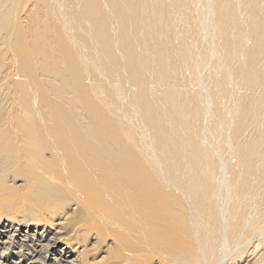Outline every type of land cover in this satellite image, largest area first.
Instances as JSON below:
<instances>
[{
	"label": "bare ground",
	"instance_id": "6f19581e",
	"mask_svg": "<svg viewBox=\"0 0 264 264\" xmlns=\"http://www.w3.org/2000/svg\"><path fill=\"white\" fill-rule=\"evenodd\" d=\"M0 264H264V0H0Z\"/></svg>",
	"mask_w": 264,
	"mask_h": 264
},
{
	"label": "rangeland",
	"instance_id": "374dc122",
	"mask_svg": "<svg viewBox=\"0 0 264 264\" xmlns=\"http://www.w3.org/2000/svg\"><path fill=\"white\" fill-rule=\"evenodd\" d=\"M218 58V57H217ZM202 72H203V75H205L206 73H207V70L205 69V70H202ZM100 78L102 79V80H105V83L106 84H108V80H106V78L105 77H103L102 75H100ZM91 84V82L89 83V85ZM90 87H93V85H90ZM232 87L234 88L235 87V85L233 86L232 85ZM235 89V88H234ZM234 95V94H233ZM221 101V103L223 102V106L225 105L224 103L226 102L227 103V100H222V99H220ZM229 101H231V100H229ZM213 128V127H212ZM211 127H208V129L206 130L207 132H206V135H208L207 137H209V139H211V140H208V141H210L211 142V145H212V147L213 146H215L214 144H216V140H217V136H215V135H217L218 134V132L216 133V131L218 130L219 131V128L218 129H216L215 128V133H214V131H213V129H212ZM210 131V134H209V131ZM213 131V132H212ZM214 137V138H213ZM216 139V140H215ZM213 141H214V143H213ZM210 145V146H211ZM225 150L227 151L226 153H228V156H226L227 154L225 153ZM223 153H225V154H223V156H226L227 158L225 159L224 157L223 158H221L220 159V162H224V161H222V159H224L225 160V162L226 163H231L230 162V160L231 161H233V162H235V160L234 159H232V158H234L233 156L231 157V155H230V151L228 150V148L227 149H224V151H223ZM227 159H228V161H227ZM232 162V163H233Z\"/></svg>",
	"mask_w": 264,
	"mask_h": 264
}]
</instances>
